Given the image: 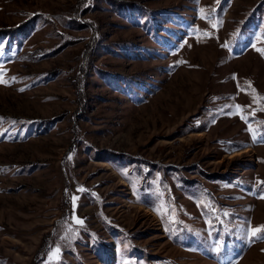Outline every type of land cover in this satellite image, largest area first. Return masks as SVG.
<instances>
[{
  "label": "rangeland",
  "instance_id": "1",
  "mask_svg": "<svg viewBox=\"0 0 264 264\" xmlns=\"http://www.w3.org/2000/svg\"><path fill=\"white\" fill-rule=\"evenodd\" d=\"M262 197L264 0H0V264H264Z\"/></svg>",
  "mask_w": 264,
  "mask_h": 264
},
{
  "label": "snow or ice",
  "instance_id": "2",
  "mask_svg": "<svg viewBox=\"0 0 264 264\" xmlns=\"http://www.w3.org/2000/svg\"><path fill=\"white\" fill-rule=\"evenodd\" d=\"M218 2H219V0H218ZM212 27L215 28V27H217V25H216V24H212ZM224 46L226 47L227 45H224ZM236 107H237V109L239 110L241 106L237 105ZM242 118H244V117H242ZM79 190H80V191H84V189H79ZM262 198H264V197H262ZM73 199L75 200L76 198L73 197ZM75 222H76L77 224H82V223H83V221H82V220H79V219H77ZM262 230H264V226H260L259 228L253 229V230H252V234H253V236H255L257 232L262 231ZM260 238L264 239V237H260ZM59 251H60V249H59V247H57V248L54 250V253H53V254H54V255H58V254H59Z\"/></svg>",
  "mask_w": 264,
  "mask_h": 264
},
{
  "label": "bare ground",
  "instance_id": "3",
  "mask_svg": "<svg viewBox=\"0 0 264 264\" xmlns=\"http://www.w3.org/2000/svg\"><path fill=\"white\" fill-rule=\"evenodd\" d=\"M249 151H250V149H247V150H245L243 153H248ZM243 153H242V154H243Z\"/></svg>",
  "mask_w": 264,
  "mask_h": 264
}]
</instances>
